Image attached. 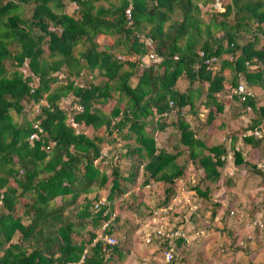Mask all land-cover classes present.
Wrapping results in <instances>:
<instances>
[{
  "label": "trees",
  "instance_id": "obj_1",
  "mask_svg": "<svg viewBox=\"0 0 264 264\" xmlns=\"http://www.w3.org/2000/svg\"><path fill=\"white\" fill-rule=\"evenodd\" d=\"M72 1L77 8L68 15L63 12L62 0H0V264L76 262L83 249L82 264H105L114 254L119 261L125 258L121 241L109 245L96 239L93 243L96 233L85 229L87 224L100 227L105 218L93 208L100 196L90 193L106 181L96 161L102 155L99 138L83 132L85 127L94 132L103 126L110 134L113 129L120 133L127 125L122 137L131 131L137 143L117 153V161L107 159L109 166H116L123 155L136 157L137 162L129 163L125 176L111 171L103 210L108 201L126 191L121 180L133 182L138 174L142 186L151 181L166 184L163 205L170 201L172 182L183 174V166L175 161L177 152L156 148L145 132L147 126H166L156 119L158 114L175 109L178 142L187 148L191 162L202 169V177L212 187L219 184L226 141L205 145L195 138L182 109L186 105L196 109V99L204 94L202 103L208 108L205 122L210 123L222 113L225 102L218 93L224 95L228 84L230 111L237 107L245 112L249 107L256 116L248 130L264 125V105L257 106L254 95L240 101L231 92L241 79L264 92V0H222V10L210 13L207 20L201 16V6L212 0H119L117 4L105 0L107 6L95 5L99 0ZM24 4L31 5L27 17L19 10ZM128 5L130 26L124 18ZM49 26L60 30H50ZM242 32L250 35L243 43L239 41ZM135 33L151 37L150 48L159 59L143 67L131 85L129 78L148 48L137 41ZM100 35H115L114 46H121L122 54H134L136 59L121 60L113 48H99ZM44 45L49 61L42 58ZM198 50L205 57H216L217 70L205 68ZM22 66L29 72L25 73ZM83 70H96L102 79L88 81ZM57 71L64 76L59 78ZM182 77L188 86L179 90L174 83ZM112 84L126 97V103L121 110L115 105L105 113L100 105L110 98ZM69 94L82 106L81 112L72 114L81 128L78 133L68 125L66 112L58 104ZM40 98L49 108L32 110L31 105ZM37 119L43 131L41 140L30 142L28 135ZM257 137L245 134L241 140L256 147L264 158V144L259 147ZM230 148L235 166L264 176L259 165L246 161L240 148L233 144ZM9 178L14 185L8 183ZM194 189L200 196L206 195L196 186ZM210 190L206 187L207 192ZM21 198L27 200L21 203ZM84 229L88 236L76 241L74 235L80 236ZM110 232L109 226L104 233Z\"/></svg>",
  "mask_w": 264,
  "mask_h": 264
},
{
  "label": "rangeland",
  "instance_id": "obj_2",
  "mask_svg": "<svg viewBox=\"0 0 264 264\" xmlns=\"http://www.w3.org/2000/svg\"><path fill=\"white\" fill-rule=\"evenodd\" d=\"M67 6H70V8L74 9V2L72 0H62ZM111 3L117 4L119 0H110ZM103 4L104 6H107V2L105 0H99L95 2L94 4ZM214 3V2H213ZM211 2H207L206 4L201 6V11L203 12L201 16H203L204 20L208 19V16L210 13H214V9L212 8ZM19 10L23 13V16L27 17L31 10L30 4H24L19 6ZM70 10V9H68ZM239 41L241 43L245 42L250 35H247L246 33L240 34ZM98 40L100 41L101 48H105L106 44H110L109 48H113V52L115 56L117 55H123L120 52L121 46H114L115 44V35L108 36V35H100L98 37ZM119 48V49H118ZM78 49V48H77ZM76 51V48H75ZM147 51H152L153 48H147ZM48 49L44 45V52L42 54L43 60L49 61L51 58L47 55ZM148 53V52H147ZM154 53V52H153ZM132 55V54H130ZM128 55V60H134L136 57ZM134 55V54H133ZM141 63H138L136 72L133 76L129 78V83L133 85L136 82L137 75L141 72L142 68L153 63L157 62L158 59H151L147 56V54L141 55L140 58ZM25 73L29 72L26 66H22V68ZM226 75L228 71H225ZM59 74V78L64 76L63 72L57 71ZM97 75V74H96ZM85 78V77H84ZM87 80L90 78L86 77ZM98 76H93V81L97 82ZM101 80V79H100ZM76 82V81H75ZM82 82V81H81ZM240 82L244 83V80H240ZM60 83V79L56 84ZM78 83H80L78 81ZM111 83V81H110ZM82 84V83H81ZM196 83H194L195 85ZM54 85V84H53ZM246 85V84H245ZM188 86V81L186 78L182 77L175 81L174 87L178 89L184 90ZM206 87V83H203V88ZM254 93V97L256 99V105H264V92H261V90L257 87H252L247 85ZM228 84L226 85V89L223 92L224 95L218 93V97L225 102L226 104L228 97L230 96ZM110 98H108L102 105H100V108L103 112L107 113L109 109L112 106L118 105L119 110H121L125 103H126V97L121 95L117 89L114 88V84H112L110 89ZM217 95V94H216ZM71 100H73L72 95H66L62 96L58 104L62 108H68L71 103ZM204 100V94L200 96V98L196 99L195 106L196 109L192 108L189 109V106H185L182 109L183 119L188 122V124L191 126L192 130L195 133V138L200 139L202 142H204L205 145H212L219 142L226 141L225 145L227 147V154L226 158L224 159V165L220 169V176H219V184L218 187H212L213 184L210 183L207 180H204L203 171L200 169L196 164L191 162V159L188 155L187 148L181 144H179V131L176 128V114H170V111L167 113V115L158 114L156 116V119L161 120L163 122H166V126H164L162 129H152L150 126H147L145 128V132L151 137L152 141L154 142L156 148H164L168 151L177 152V156L175 158V161L177 164H180L183 166V174L179 177L173 180L172 187L174 193H178L179 191L189 193L191 194V200L197 204V208L194 211V213L189 217L188 222L194 224L195 228H203L204 233L203 235L206 237L210 233L211 236L217 235L219 238L224 237L225 239H222V246H231L233 245V250H231L232 253H234L236 250V243L238 242V238L240 233L233 231L232 223L226 222L228 220V217L231 220H235V216H231L229 214V211L234 208H239L238 210H244L243 207H235L232 205L234 198L231 195V191H227V196L224 195L223 190L226 187H229L230 185L241 184L239 185V188L242 189H252L255 188V190H259V192L254 193L256 195V198H258V201H254L252 206L254 205H262L264 202V176H261L259 174H256L249 170L246 167H240L235 166L233 163V155H232V149L230 148V145L233 144V147H238L241 149L244 158L249 164H257L261 163L262 166L258 167L260 170L264 172V158L260 155L256 147H247L243 144V141L241 140L242 136L245 134H248L250 130H248L249 124H251V121L256 116V114L250 110L239 111V108L234 107L233 111L230 112L229 109H225L221 114H216V117L213 121L210 123L205 122L206 113L208 108L204 107L203 105ZM72 104V103H71ZM37 106L31 105L32 110H34ZM173 108V107H172ZM27 109V107H26ZM174 109V108H173ZM175 110V109H174ZM229 111V114H227ZM233 116H231V114ZM31 115V113H28ZM228 115L230 117H228ZM14 119H17V115H13ZM155 117V116H154ZM230 119V121H228ZM245 129V130H244ZM258 133L260 134V137H257L260 139L259 147H261L264 144V125L263 123L260 124L259 127H257ZM83 132H85L87 135H96L99 138V147L103 151L108 150V148H111L112 151L116 152H123L124 149L135 146L137 143L134 139V134L131 131H128V137H122L123 134L127 132V125H124L118 133L117 130L113 129L110 134L107 133V130L104 129L103 126L99 127L96 131L92 132L90 127H85ZM113 138V140H112ZM264 153V149H263ZM110 154V153H109ZM107 157L103 160H99V158L96 160L99 165L100 169L102 170L103 174L106 176V181L103 186L94 189L90 194H96L99 195V199H104L105 195L109 189L110 186V177H111V171L115 169L118 174H121L122 176H125L126 172H128L129 163H136L137 158L133 157L130 158L128 155H123L119 159V163L116 166H109L107 164ZM244 169V170H242ZM242 170V171H240ZM235 180V182H234ZM142 178L141 176H137V179L131 181L121 180V185H125L126 191L116 196L113 200L110 202L108 201V207L111 212L115 213V219L112 221L111 232L115 237L117 238V242L121 241L122 244V253L125 255V258L123 261H119L114 254L111 258H109L105 264H166L163 261L161 251L162 247L158 246L156 243L155 246H152L153 250L151 252H144L143 251L148 249L150 244H147L143 241V235L147 232L145 230L144 224L148 222L149 215L151 210L163 206L165 203L164 197V188L166 187V184H163L160 181L157 182H150V187L145 188L142 186ZM9 184L14 185V182L12 179L9 178L8 181ZM194 186L198 188L201 192H206L205 196H200L194 189ZM237 186V185H236ZM234 186V188H236ZM206 187L211 188L209 192L206 191ZM173 193V195H174ZM234 193V192H233ZM220 197H224L225 200H227L226 203H222V207L219 208L221 205V202L218 201ZM81 197L78 199V202L81 201ZM26 198H21V203L25 202ZM105 204L106 201L104 199ZM218 206V207H217ZM217 211L221 210L222 218L221 223L223 226H217L216 220L212 217H209L211 211ZM21 211V204L16 208V212L19 213ZM181 214H185L187 212V208L182 209ZM246 212V211H245ZM250 215V214H249ZM187 222V223H188ZM231 222V221H230ZM186 223V224H187ZM185 224V225H186ZM86 230H91L95 233H98L100 231V227H92L89 224L85 227ZM82 232V234L74 235V239L76 241L80 239H85L88 234L85 231ZM209 235V238H210ZM201 237L197 242L192 240L193 242L189 243L190 240L186 243H178L173 244L174 251L177 254V263L178 264H207V258H204L203 256L198 255L197 248L199 247V243L205 239V237ZM207 237V239H209ZM203 239V240H202ZM189 243V244H188ZM194 244H197L196 246H192ZM117 244V243H116ZM190 248V251L186 250V248ZM191 251L194 252V254H191ZM244 251V250H243ZM216 253V251H213ZM225 253V249L221 252ZM147 255L148 259H142L143 256ZM155 256V258H153Z\"/></svg>",
  "mask_w": 264,
  "mask_h": 264
},
{
  "label": "built area",
  "instance_id": "obj_3",
  "mask_svg": "<svg viewBox=\"0 0 264 264\" xmlns=\"http://www.w3.org/2000/svg\"><path fill=\"white\" fill-rule=\"evenodd\" d=\"M214 2V3H213ZM212 8L214 11L218 12L222 10V0H212L211 1ZM124 18L126 20V24L130 26L132 24V20L130 17V5H128L124 9ZM48 29L50 30H60L58 27L55 26H49ZM135 37L139 43L144 44V46L150 48L152 45V39L151 37L145 35V34H139L135 33ZM147 56L151 59H159V57L153 53L152 51H147ZM198 56L202 59V63L205 65V68L209 71H215L218 67V62L215 56H207L205 57V54L202 50L197 51ZM134 56L135 55H130ZM117 58L121 60L128 59V55H117ZM228 59H231V55H227ZM74 83H78L77 81ZM31 85V82L29 83ZM79 86H82V84L78 83ZM31 91L33 88L30 89ZM232 94L239 98L240 101H245L248 96H253V91L244 83L240 82L238 83L233 89ZM34 102V101H33ZM72 103V104H71ZM68 108H62L65 110L67 115V123L68 125L74 130L75 133H78L81 131L80 125L75 122L73 119L72 114L75 112H81L82 106L79 105L77 102L72 101ZM169 105H172V101H169ZM33 106H37L34 110L38 111L41 106H46L49 108V105L45 102L43 98H40L37 102L35 101L33 103ZM249 110V107H247ZM175 110L171 108L170 114H174ZM162 115H167V112H162ZM32 128L33 130L28 135V140L34 141V140H41L40 134H42V127L40 126V119H37L32 122ZM248 134H253L255 136H258V130L254 129L253 131H250ZM53 144L51 142L49 145L45 146V149H48L49 146ZM118 152L112 151L110 154H108L106 151L99 157L102 160L104 158L110 159L112 162L117 161L118 159ZM259 164V163H258ZM260 166V165H259ZM145 188L150 187V183H146L144 185ZM191 194L185 193L182 191H179L178 193H174L172 197L170 198V201L163 206H159L155 209H153L149 215L148 222L144 224L145 230H147L146 233L143 235V241L147 244L150 243H156L158 246H161L163 249L161 251V255L163 258V261L166 264H178L177 263V254L174 251L173 244H175V240H179L182 243H187V230L185 228V224L188 222L189 215L192 214L196 208L197 204L191 200ZM102 205H105L104 199H98L97 201L93 202V208L95 210H100L102 216H105L104 219H102L100 224V231L96 233L95 238L93 239V243L96 241V239H102L106 244L109 245H115L117 243V238L112 233H104L106 229L109 228V226L112 224V221L115 219V213L111 212L109 210V207H105L102 210ZM187 208V212L185 214H181V210ZM262 214L253 218H248L246 221V228L248 231H253L254 229H257L259 231L264 230V202L261 207ZM230 215L235 216V219L238 222H241L245 219L246 215L242 210H230ZM204 233V230L202 228H198L193 231V238H199ZM252 239V234H248L245 236V239L239 240L237 242L238 245H244L245 240ZM85 249H83V253L80 255V258L76 262H66L64 264H82V260L84 257Z\"/></svg>",
  "mask_w": 264,
  "mask_h": 264
},
{
  "label": "crops",
  "instance_id": "obj_4",
  "mask_svg": "<svg viewBox=\"0 0 264 264\" xmlns=\"http://www.w3.org/2000/svg\"><path fill=\"white\" fill-rule=\"evenodd\" d=\"M74 5H75V3H74ZM76 8H77L76 5L74 6V9H73V8H70V6H67V5L65 7V4H64L63 12L68 14V15H70V14H73L75 12ZM68 9H70V10H68ZM100 45H101V43H100ZM109 45L110 44H106L105 46H109ZM101 47L99 46V48H101ZM113 51L114 50L112 49V52ZM225 71H224V74L226 73ZM96 74H97L96 70H94L93 72H85V70H83V75L85 77L86 76L89 77L90 81L92 80L93 83H96V82L93 81V76H98L97 82L100 79H102V76L96 75ZM78 78H81V77L79 76ZM88 81H89V79H88ZM246 85H248V84H246ZM249 86H251V85H249ZM252 87L254 88L256 86H252ZM179 90H182V89H179ZM228 108H229V102H226V104L223 107V111H225V109H228ZM227 114H229V111H228ZM230 114H231V116H233L232 113H230ZM228 117H230V116L228 115ZM228 121H230V119H228ZM246 146L250 147L249 145H246ZM236 148L239 149L238 147H236ZM257 165L261 166L262 164L261 163H259V164L257 163ZM242 170H244V169H242ZM242 170H240V171H242ZM234 182H235V180H234ZM239 185H241V184L240 183L239 184H237V183L235 184L234 183L233 186L230 185L229 187L224 188L223 193H224V195L227 196V194H226L227 191H231L232 192L231 195L234 198V201H233L232 205L235 206V207H243L246 212L243 209H242V211L245 213L246 217L241 222H238L236 219H235L236 221L231 220L228 217V220L226 222L234 224V225H232L231 229L233 231H235V229H236V232L240 233V235H239L240 238H238V240H237L238 242L241 239H245V236H247L248 234H252V239L245 240L244 245H238L236 243L237 246L234 247V248H236L235 249L236 251L234 253L231 252V250H233L232 249L233 245H232V247L228 246V245L227 246H225V245L222 246L221 240L225 239L224 237L219 238V236H217V235L211 236L210 233H207V234L210 235V238H209V235L206 236V237L204 235H202L199 238H193V231L198 229V228L194 229V227H193L194 224L191 223L190 221L185 225V228L187 230L186 232H187L188 241L190 239H193L194 241L197 242L201 237H203V236L205 237V239L204 240L202 239L203 241H201V243H199V247L197 248V253H198V255L203 256L204 258H207V260H206L207 264H264V230L259 231L257 229H254L253 231H248V229L245 226L246 221L248 220V218H253V217H256V216H259V215L262 214V212H261L262 205H254V206H252V204L255 203L254 201H258V198H256V195L254 193L259 192V190H255V188H252V189H250V188L247 189L246 188L244 190L242 188H239ZM234 186H236V188H234ZM218 201L221 202V205H218V206H220L219 208L222 207V203H226L227 202V200H225L224 197H220L218 199ZM234 209L238 210L239 208H234ZM192 214H190L189 217ZM212 216L216 220V225L217 226H223L221 221H220L221 218H222L221 210L217 211L215 209V211H211L209 217H212ZM207 237L209 239H207ZM180 242H181L180 240H175L176 244H178ZM191 242H193V241L190 240L189 243H191ZM196 245L197 244L193 243L192 246H196ZM150 246L151 247H149L147 250L145 249L143 251V253L144 252L147 253V251L151 252L153 250L152 246H155V244L151 243ZM224 249H225V253H221ZM186 250L190 251V248L187 247ZM214 250L216 251V253L213 252ZM146 253H144V254H146ZM191 254H194V252L191 251ZM153 258H155V256ZM142 259H148V256L145 255V256L142 257Z\"/></svg>",
  "mask_w": 264,
  "mask_h": 264
}]
</instances>
